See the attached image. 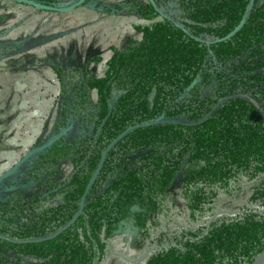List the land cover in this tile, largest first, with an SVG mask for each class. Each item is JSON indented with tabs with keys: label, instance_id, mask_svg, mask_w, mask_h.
I'll use <instances>...</instances> for the list:
<instances>
[{
	"label": "trees",
	"instance_id": "16d2710c",
	"mask_svg": "<svg viewBox=\"0 0 264 264\" xmlns=\"http://www.w3.org/2000/svg\"><path fill=\"white\" fill-rule=\"evenodd\" d=\"M91 1L87 9L143 22L111 47L102 68L100 55L45 59L57 87L47 127L58 133L17 165L22 186L6 194L0 235H51L76 214L96 176L70 227L40 242L0 239V264H100L124 229L145 250L165 221L196 225L242 181L252 183L249 202L264 203V0H123L111 8ZM60 168L67 181L54 191ZM166 242L145 264H250L264 249V212L218 217L205 233L158 234L157 245Z\"/></svg>",
	"mask_w": 264,
	"mask_h": 264
},
{
	"label": "rangeland",
	"instance_id": "374dc122",
	"mask_svg": "<svg viewBox=\"0 0 264 264\" xmlns=\"http://www.w3.org/2000/svg\"><path fill=\"white\" fill-rule=\"evenodd\" d=\"M13 3L14 2L10 0H2L0 3V36H3L4 38V42H0V49H2L3 45H6L8 48L13 46L22 48L28 44V40H31V43H33L32 41L35 40V38H29L27 34L28 32H26L25 28L34 29V27H38V30H41L42 35H44L46 31L53 28L56 32L59 31L64 32L67 35L69 34L68 37L70 36V40L63 41L62 43L57 42L55 46H49L46 45L43 42L44 40L42 37H40L38 42L40 43L41 48L37 52L35 51L38 57L46 59L50 57L54 61L57 60L67 63H77L88 56L100 55L103 57V62L101 63L100 68L104 66L105 61L111 55V47H120L125 42L128 35L133 32V24L143 22L138 17L132 15L118 13L108 14L102 12L96 14L94 10L87 9V6L84 5L70 13L58 14L56 12H42L45 16L52 17V22L47 19H44L43 21V18L38 17L28 19L26 15L27 19H25V27L23 29L22 27L19 28L20 30L18 31L11 32L14 29L10 20L12 14H14V10L11 7V5L15 6V3ZM21 7L25 6L21 5ZM27 8L30 9L31 7ZM24 11L26 10L24 9ZM23 13L25 15V12ZM68 22L69 24H72L69 31L66 30V24ZM35 37L37 38L38 36ZM61 38L64 37L59 38L60 40H64ZM43 43L47 46V48ZM101 71L102 69L99 70V74H101ZM45 82L46 89L44 92L37 90V88L33 89L32 87V90H28V93H30L25 94L28 98H31L34 103L38 100L41 103L43 102V104H39L33 110L22 109V111H20L22 107L19 110H16V103L20 100V98L17 97V95H8L9 92L0 89V147L3 144H6L7 138L12 132L14 124L12 117L19 120L21 116L22 119L23 117H26L28 111L30 110V115H28L23 121L25 124V122H27L30 118L42 113L44 110L49 112L50 104L52 103L55 94L52 92V81L48 78V76L46 77ZM26 85L28 86V83H26ZM48 112L46 113L48 114ZM23 123H20L21 126L18 125L19 131L23 126ZM39 130L40 129L38 128L37 131ZM74 136L75 135H72L71 137ZM34 137L35 134L33 133L31 137L27 138V140L31 141ZM23 139L25 138H18V140ZM27 143L28 142L26 141L23 142L24 145ZM14 153L6 154V156L9 155L10 159L16 158V153L18 154V152L14 151ZM251 184V182L242 181L239 184V187L233 190L231 195L220 196L215 204L216 211H231V214L244 210L257 211V204L249 202V193L246 192L247 188H249ZM262 208H264V204L259 209ZM263 210L264 209H262V211ZM143 251L144 250L135 251L132 246L131 235L122 231L109 243L106 261L103 264H127V261L125 260L131 256L132 253L140 256Z\"/></svg>",
	"mask_w": 264,
	"mask_h": 264
},
{
	"label": "crops",
	"instance_id": "0c3cea01",
	"mask_svg": "<svg viewBox=\"0 0 264 264\" xmlns=\"http://www.w3.org/2000/svg\"><path fill=\"white\" fill-rule=\"evenodd\" d=\"M1 2L2 0H0V3ZM11 7L14 10L13 11L14 14H12V17L10 19L11 25L14 28L13 31L11 32L18 31L20 30L19 28L22 27L23 29L25 27L26 25L25 19H27L26 15L28 19L33 18V17H38V18H43V21L44 19L50 20L51 22L53 21L52 17L45 16L44 13H42L41 11L35 10L33 8L29 9L27 7H21L20 5H16V3H15V6L11 5ZM24 9L26 11H24ZM23 12H25V15ZM95 12L96 14H98L97 11ZM66 26H67L66 30L69 31V29L72 27V24H69L68 22ZM25 29H26V32H28L27 34L29 38H33V37L35 38V40L32 41L33 43H31V40H28V44L22 48L13 46L10 48L7 56L0 57V89H2L3 91L5 90L9 92L8 95L9 94L17 95V97L20 98V100H18V102L16 103V107H15L16 110H19L22 107L20 111H22V109L23 110H26V109L33 110L39 104H43V102L41 103L39 100L35 101L34 103L32 99L28 98L27 95L25 94H29L30 92L28 93V90L29 89L32 90L31 89L32 87L33 89L37 88V90L44 92L46 89L45 87L46 77L48 76V78L51 81L53 78L51 71L48 69L46 63L44 62L46 58L38 57L36 55L37 53H35V51L37 52L41 48L40 43L38 42L39 41L38 39L42 37V39L44 40L43 42L49 46L51 45L55 46L57 42L62 43L63 41L70 40V36L68 37L69 34L67 35L64 32H59V31L56 32L53 30V28L46 31L44 35H42L41 30H38V27H34V29H28V28H25ZM35 36H38V37L36 38ZM60 37H64V38H61L64 40H60L59 39ZM3 39H4L3 36H0L1 43L4 42ZM45 44L44 46L47 48ZM4 46L6 45H3V47ZM25 82L28 83V86L26 85ZM52 87H53L52 92H54V94L56 95L57 87L55 85V82L53 81H52ZM50 107H51V104H50ZM30 110L28 111V114L26 115V117L30 115ZM26 117H23L21 119V116H20L19 120L17 118L12 117L14 124L12 127V132L10 134L11 136L15 131L19 129L18 125L21 126V124L23 123ZM41 127L43 126H40V128ZM26 147H27V144L26 145L19 144L18 148H16L15 151L18 152L19 154V152L24 150ZM18 154L16 153V155ZM14 159L15 158L10 159V162H13Z\"/></svg>",
	"mask_w": 264,
	"mask_h": 264
},
{
	"label": "flooded vegetation",
	"instance_id": "af4514ba",
	"mask_svg": "<svg viewBox=\"0 0 264 264\" xmlns=\"http://www.w3.org/2000/svg\"><path fill=\"white\" fill-rule=\"evenodd\" d=\"M120 1H123V0H104V1L92 0L91 3L92 4L101 3L102 5H105V6L107 5V7H108V5H110L108 8H111L112 4L120 2ZM138 1L145 2L146 0H138ZM132 16H135V15H132ZM9 50H10V48H8L7 46L2 47V49H0V57L7 56ZM111 54H112V52H111ZM110 57H111V55L108 57V59ZM256 106L261 110V105L260 104L256 103ZM50 109H51V107H50ZM46 112H48V111H46ZM49 114H50V110H49L48 114L47 113L45 114V119L42 122V124H40L37 127V129L39 128L40 130L37 131V129H36L34 131L35 137L31 141L27 140L28 137L23 139V140H18L17 134H18L19 130H17V131H15L12 134V136L9 135L11 137L7 138L6 144H3L0 147V208L7 201L6 194L9 193L12 190L18 188L19 186H22V184H19V182L21 180V177L20 176H15V173H16L17 168H18L17 165L19 164V162H22L23 160L25 161V159H27L29 156L33 155L34 151L36 150V146H39L40 149H41V147L42 148L46 147L47 144H48L47 142L53 141L54 140V136H56V134L58 133V131H50V128L47 127L48 121L50 120V118H48ZM50 117H51V115H50ZM40 126H43V127L40 128ZM43 132L46 133V134L43 135L41 141H39L37 143V140H38L39 136ZM63 132L65 133L64 135H66V138H72L71 136L74 135V133H75V132H73L72 129H69L68 131L63 129ZM24 141L28 142L27 143V147L24 150L19 152V154L17 155V157L14 159L13 162H10L9 155L6 156V154L14 153L16 148H18V145L19 144H23ZM138 155H140V153H137L136 155H133V157L134 158L138 157ZM61 169L62 168H60L61 172L59 173L60 182L58 183V185H57V187H56V189L54 191H57V190L61 189V187L67 181V178L62 180V174H61L62 170ZM58 193H59V191H58ZM57 201H58V205H59L60 204L59 199ZM123 231H125L126 233L131 235V237H132V246L134 248V239H133L132 233L128 229H124ZM0 239L8 240L10 242H12V241H23V240L11 239V238L6 237L4 235H0ZM30 240H33V239H30ZM13 243H18V242H13ZM133 255L136 256L138 254L134 253ZM106 256H107V254H106ZM106 256H105V258L103 259V261L100 264H103L106 261ZM119 256H120V254H119ZM125 261H127V259ZM127 264H128V262H127Z\"/></svg>",
	"mask_w": 264,
	"mask_h": 264
},
{
	"label": "built area",
	"instance_id": "2783aa9c",
	"mask_svg": "<svg viewBox=\"0 0 264 264\" xmlns=\"http://www.w3.org/2000/svg\"><path fill=\"white\" fill-rule=\"evenodd\" d=\"M25 7H27V6H25ZM52 81L54 82V78H52ZM45 114H46V111L44 110L42 113L30 118L27 122H25V124L23 123V126L21 127L19 133L17 134L18 138L22 139V138L30 137L34 133V131L37 129V127L40 124H42V122L44 121ZM256 204H257L256 205L257 206V212H262V209H264V208H262V209H259V208L264 203L263 204L256 203ZM239 212H241V211H237V212L231 214L232 212H219V211H216L213 214L207 215L204 218H202L200 220V222H198L194 226H186V225H183L181 223L175 222V221L170 219L167 222H164L161 225V227L153 234L152 243L150 244L149 247L157 246V236L160 233H170V234L180 233V234H184V233H188L190 231H195L197 229H201L205 233L207 228H208V226L210 225V223L212 221H214L216 218L223 217V216L233 217L235 214H237ZM169 245L170 244L167 243V242L163 243V244H161L162 248H159V249H165V248L169 247ZM149 247H147L145 250H147ZM155 250H157V249H155ZM155 250H153L152 252H154ZM152 252L149 253L146 257L141 258V259L139 257L142 254L140 256L139 255L134 256L133 255L134 253H132L131 256L128 257V258H131V259L127 258V262H129V264H145L146 259L148 258V256L150 254H152Z\"/></svg>",
	"mask_w": 264,
	"mask_h": 264
},
{
	"label": "water",
	"instance_id": "95a60500",
	"mask_svg": "<svg viewBox=\"0 0 264 264\" xmlns=\"http://www.w3.org/2000/svg\"><path fill=\"white\" fill-rule=\"evenodd\" d=\"M10 1H13L15 3H23V4L27 5V6H32V7H34L35 10H38V11H42V12L43 11L56 12L58 14H61V13H70L73 10H75V9H77L79 7L84 6L85 5V2H86V0H76L73 3L68 4L66 6H63V7H48V6H44V5H41L39 3H36V2H34L32 0H10ZM243 24H244V22L242 21L227 36H225V37H223L221 39H218L215 42H222L224 40H227V39L231 38L232 36H234L242 28ZM155 123L156 122H154V123L140 124V125H136V126H133V127H128L118 138L122 137L123 135H125L126 133L130 132L131 130H133L135 128L145 127V126H148V125H151V124H155ZM108 149H109V147L101 153L102 158H104V156L106 155ZM97 171H98V169H97ZM95 174H94V177L89 181L88 186H87V188H86V190H85V192H84V194H83V196H82V198L80 200V207H79V209L77 210L76 214L64 226H62L61 228H59L57 231H55L51 235H48V236L43 237V238H40V239L23 240V241H12V242L27 243V242H40V241H44V240H49V239H52V238L56 237L57 235H59L60 233H62L64 230H66L68 227H70L74 223V221L79 217V215L82 213L84 199L86 197L87 190H88L89 186L92 184V182H93V180H94V178L96 176ZM220 212H231V211H220ZM262 212H264V210ZM159 248H162V246L161 245H157V246L149 247L147 250H145L142 253V255L139 258L140 259L141 258H144L149 253H151L153 250L159 249ZM250 264H264V249L259 254H257V256L253 259V261Z\"/></svg>",
	"mask_w": 264,
	"mask_h": 264
}]
</instances>
